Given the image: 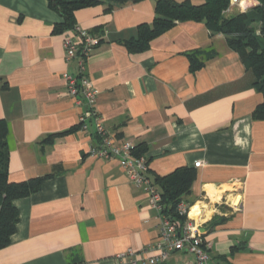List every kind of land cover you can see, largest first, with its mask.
<instances>
[{"label": "crops", "instance_id": "obj_1", "mask_svg": "<svg viewBox=\"0 0 264 264\" xmlns=\"http://www.w3.org/2000/svg\"><path fill=\"white\" fill-rule=\"evenodd\" d=\"M156 1L103 2L75 14L77 26L100 39L85 71L97 120L119 142L143 148L152 180L195 171L184 202L210 244L209 264H264V121L253 118L264 97L239 54L204 23H179L148 50L130 52L125 42L153 24ZM62 21L48 0H0L9 180L45 178L40 191L15 201L20 219L0 264H115L159 235L158 213L122 160L91 153L94 122L87 131L80 125L89 108L67 93L64 74L78 64L66 61L65 33L54 31ZM211 51L193 72L190 56ZM165 264L198 263L178 251Z\"/></svg>", "mask_w": 264, "mask_h": 264}, {"label": "trees", "instance_id": "obj_2", "mask_svg": "<svg viewBox=\"0 0 264 264\" xmlns=\"http://www.w3.org/2000/svg\"><path fill=\"white\" fill-rule=\"evenodd\" d=\"M141 1L144 0H48L50 8L63 19L61 24L55 26L54 31L63 34L77 26L75 14L78 10L103 2L128 4ZM255 1L257 5L251 11L231 14V0H205L202 5H194L190 1L179 3L174 0H157L153 24L141 25L138 37L126 41L125 46L130 52H143L149 49L154 39L179 23H204L212 36L222 34L229 48L239 54L243 63L253 72L254 87L264 97V0ZM200 54H203V57ZM214 57V51L192 54L191 70L195 72L201 69L207 60ZM253 118L264 121V102L255 109ZM8 131L7 123L0 120V250L11 244L12 236L17 230L20 216L15 201L40 191L45 179L10 182ZM144 153L141 146L133 150L135 157L146 156ZM194 180L195 171L191 168H180L168 176L156 177L153 180L162 194L165 212L181 225L184 224L185 217H179L176 209L190 194Z\"/></svg>", "mask_w": 264, "mask_h": 264}, {"label": "built area", "instance_id": "obj_3", "mask_svg": "<svg viewBox=\"0 0 264 264\" xmlns=\"http://www.w3.org/2000/svg\"><path fill=\"white\" fill-rule=\"evenodd\" d=\"M249 1L251 4L256 3L257 5L255 0ZM238 4L239 0H232L229 12L233 6ZM99 43L98 37L83 31L80 26L65 32L66 61L68 63L76 61L78 64L76 74H64L67 93L79 105L86 104L89 108V112L81 116L80 125L83 131H87L89 121L94 122L96 143L92 147V155L104 161L121 159L123 169L130 181L136 187L146 190L149 195V203L157 211L159 217V235L154 245L139 253L127 251L118 254L115 256L114 262L115 264H165L174 252L186 251L196 256L198 264H209L211 259L210 244L204 239L196 223L190 219L191 207L184 201L177 206V215L181 218L185 217L183 225L165 212L162 194L149 176L150 165L147 156L135 157L133 155L134 147L131 143L119 142L97 120L96 112L93 109L96 91L90 79L85 75V71L91 53ZM200 165L201 163L198 162L195 167L198 168Z\"/></svg>", "mask_w": 264, "mask_h": 264}, {"label": "rangeland", "instance_id": "obj_4", "mask_svg": "<svg viewBox=\"0 0 264 264\" xmlns=\"http://www.w3.org/2000/svg\"><path fill=\"white\" fill-rule=\"evenodd\" d=\"M251 1L249 0H239V4L236 6H233L234 11L231 14H235L237 12H248L251 11L252 8H254V5H256V3L253 5L250 3ZM232 3V0H231ZM231 5V4H230ZM236 7V9H235Z\"/></svg>", "mask_w": 264, "mask_h": 264}, {"label": "bare ground", "instance_id": "obj_5", "mask_svg": "<svg viewBox=\"0 0 264 264\" xmlns=\"http://www.w3.org/2000/svg\"><path fill=\"white\" fill-rule=\"evenodd\" d=\"M195 214H197V208H196V209H194V212H193V214H192V215H195Z\"/></svg>", "mask_w": 264, "mask_h": 264}]
</instances>
